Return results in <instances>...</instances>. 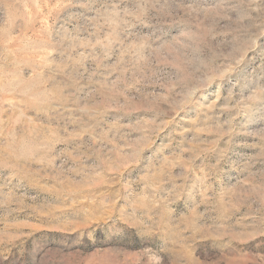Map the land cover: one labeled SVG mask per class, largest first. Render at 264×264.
Segmentation results:
<instances>
[{
    "label": "rangeland",
    "instance_id": "1",
    "mask_svg": "<svg viewBox=\"0 0 264 264\" xmlns=\"http://www.w3.org/2000/svg\"><path fill=\"white\" fill-rule=\"evenodd\" d=\"M0 264H264V0H0Z\"/></svg>",
    "mask_w": 264,
    "mask_h": 264
}]
</instances>
